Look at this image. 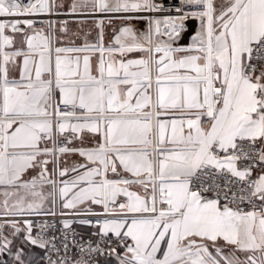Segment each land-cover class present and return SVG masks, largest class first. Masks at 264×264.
Wrapping results in <instances>:
<instances>
[{
    "label": "snow or ice",
    "instance_id": "1",
    "mask_svg": "<svg viewBox=\"0 0 264 264\" xmlns=\"http://www.w3.org/2000/svg\"><path fill=\"white\" fill-rule=\"evenodd\" d=\"M0 264H264V0H0Z\"/></svg>",
    "mask_w": 264,
    "mask_h": 264
},
{
    "label": "crops",
    "instance_id": "2",
    "mask_svg": "<svg viewBox=\"0 0 264 264\" xmlns=\"http://www.w3.org/2000/svg\"><path fill=\"white\" fill-rule=\"evenodd\" d=\"M57 2L59 3V0H57ZM97 19V18H96ZM121 23L120 21H115L114 24H119ZM47 22H45L44 25H46ZM59 24V23H57ZM43 25V26H44ZM106 25V34H110L111 32V28L107 27V22L105 23ZM68 27L70 29V33H74L77 32L80 29H83L84 31H88V30H92V34H93V38L95 37V19L90 18L88 16L86 17H75V18H71L68 20ZM39 28V27H37ZM82 35V33H81ZM65 43L67 42L66 40L64 41ZM81 41H77V43H80Z\"/></svg>",
    "mask_w": 264,
    "mask_h": 264
},
{
    "label": "built area",
    "instance_id": "3",
    "mask_svg": "<svg viewBox=\"0 0 264 264\" xmlns=\"http://www.w3.org/2000/svg\"><path fill=\"white\" fill-rule=\"evenodd\" d=\"M79 16L80 15H69L65 12V10L61 9L59 15L52 14V15H41L39 17H36L35 19L38 21L36 27H42L45 24V22H48L49 20L54 21L56 23H60L61 21L64 20L68 21L71 18H75ZM82 17H86V16H82ZM97 19H99V17H97ZM106 22L107 20H105V23Z\"/></svg>",
    "mask_w": 264,
    "mask_h": 264
}]
</instances>
